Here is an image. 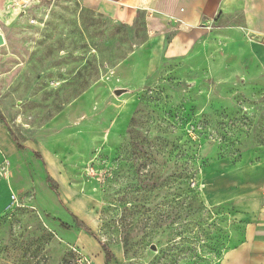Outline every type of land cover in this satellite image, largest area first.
Returning <instances> with one entry per match:
<instances>
[{"label": "rangeland", "instance_id": "1", "mask_svg": "<svg viewBox=\"0 0 264 264\" xmlns=\"http://www.w3.org/2000/svg\"><path fill=\"white\" fill-rule=\"evenodd\" d=\"M2 1L0 125L22 149L0 178V264H220L242 226L220 201L264 204L262 105L229 39L151 70L139 15Z\"/></svg>", "mask_w": 264, "mask_h": 264}, {"label": "crops", "instance_id": "2", "mask_svg": "<svg viewBox=\"0 0 264 264\" xmlns=\"http://www.w3.org/2000/svg\"><path fill=\"white\" fill-rule=\"evenodd\" d=\"M79 1L85 8L108 18L123 13L141 16L149 35L151 70L156 69L164 55L189 54L193 48L206 42L212 32L229 39L231 71L245 87V102L261 103L264 117V91L261 96L257 92L260 88L264 90V0ZM1 7H4L2 0ZM213 21L224 24L211 28L209 23ZM20 155L9 133L0 125V162L5 159L11 167L16 163L12 158ZM1 190L5 197H0V204L4 205L7 188L3 182L0 183ZM63 193L65 197L66 194L72 195L65 189ZM261 198L259 194L227 195L220 201L232 204V219L242 225L232 231V247L224 252L220 264H264V204Z\"/></svg>", "mask_w": 264, "mask_h": 264}, {"label": "built area", "instance_id": "3", "mask_svg": "<svg viewBox=\"0 0 264 264\" xmlns=\"http://www.w3.org/2000/svg\"><path fill=\"white\" fill-rule=\"evenodd\" d=\"M21 7L26 8L31 2H39L40 0H14ZM9 162L7 160H2L0 163V178L3 175V169H7ZM13 200V199H12Z\"/></svg>", "mask_w": 264, "mask_h": 264}, {"label": "trees", "instance_id": "4", "mask_svg": "<svg viewBox=\"0 0 264 264\" xmlns=\"http://www.w3.org/2000/svg\"><path fill=\"white\" fill-rule=\"evenodd\" d=\"M16 148L20 151L22 149V147L19 145V144H16ZM79 222V221H77ZM69 227L68 226H65L64 225V229H68ZM86 231L89 233V234H92L88 229H86ZM102 249L104 251V254H105V257L108 259H110V252L102 245Z\"/></svg>", "mask_w": 264, "mask_h": 264}, {"label": "water", "instance_id": "5", "mask_svg": "<svg viewBox=\"0 0 264 264\" xmlns=\"http://www.w3.org/2000/svg\"><path fill=\"white\" fill-rule=\"evenodd\" d=\"M4 46V39L3 36L0 34V47ZM126 91L124 89H116L113 91L114 95L116 97L121 96L122 94H124Z\"/></svg>", "mask_w": 264, "mask_h": 264}]
</instances>
